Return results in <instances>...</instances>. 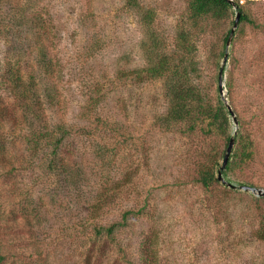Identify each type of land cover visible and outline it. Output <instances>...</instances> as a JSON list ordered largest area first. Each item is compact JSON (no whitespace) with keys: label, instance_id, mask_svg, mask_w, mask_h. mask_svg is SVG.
Masks as SVG:
<instances>
[{"label":"rangeland","instance_id":"rangeland-1","mask_svg":"<svg viewBox=\"0 0 264 264\" xmlns=\"http://www.w3.org/2000/svg\"><path fill=\"white\" fill-rule=\"evenodd\" d=\"M236 1L258 27L236 29L221 97L258 157L227 180L264 188V0ZM190 2L2 0L0 264H139L149 244L153 264H264V198L202 187L198 171L224 141L170 123L165 78L148 72L181 52L185 31L195 49L183 82L216 101L237 9L193 21Z\"/></svg>","mask_w":264,"mask_h":264},{"label":"trees","instance_id":"trees-1","mask_svg":"<svg viewBox=\"0 0 264 264\" xmlns=\"http://www.w3.org/2000/svg\"><path fill=\"white\" fill-rule=\"evenodd\" d=\"M1 2L2 0H0V4ZM128 2L130 4H137V0H128ZM235 6L237 7V11L241 12L240 23L248 21L258 27V23L254 19H252L248 13L243 11L242 5L239 3V1H236L233 4L230 2V0H191L190 18L193 21L198 19H206L208 17H213L221 20L228 17L231 9ZM230 31L231 30H229L225 36V42H227ZM186 41L188 42L187 32H179L177 44L181 52H178L177 54L174 53V55H165L160 59V62L158 61L157 63L153 64L152 69H148V72H154L159 77L165 78V95L169 103L167 109V118L169 119L170 123L187 121L189 123V131L194 130L197 125H200L204 135L211 137L216 136L224 141L226 148L221 151L216 146L211 147L212 152L210 155L212 159H209L210 164L201 166L198 171L197 181L202 185V187L210 190L216 182L221 181L218 177V172L222 166V164H220L219 162V157H222L224 159L226 149L234 133L232 131L233 117L227 104L221 97V91L219 88V76L216 80V91L218 94L215 102H213L212 100H206V98L204 99L203 96L205 95L203 94L202 88L194 81H190L188 83L183 82V77L188 71L189 65V63L186 62V58L189 56V53L193 55L195 49L193 45L187 43ZM182 53H184V55ZM16 78L17 83H19L23 79L19 75H17L16 77L14 76V80ZM227 85L232 88L231 83H227ZM94 98L95 101L98 100L96 99V97ZM97 105L98 104H95V108H97ZM240 122L241 121L239 120V123ZM81 129L82 126L80 130ZM34 134L35 136L38 135L37 133ZM67 134L69 133H67L66 131V133H63L62 135H60V137L55 139L54 142H51V144H54L55 149L64 142ZM235 138V143H239V147L234 152L232 151L229 162L226 165L225 169H223L222 171L223 176L226 179L228 178V173L230 171H233L235 173L237 171H241L244 166L252 163L258 157V151L252 139H250L249 141L245 140L241 123L240 128L235 134ZM53 154L55 155L53 156L52 161L54 159L56 160L57 151L54 150ZM247 184L254 185L251 183ZM101 196V200H103L106 196V193ZM261 198H264V196H261ZM100 209H102V207ZM141 211L142 209L137 212L126 210L122 214V221L114 222L108 226L104 224L96 225V235L100 236L104 234L107 237H112L119 226H123L126 224V222H128L129 216L131 214H137ZM256 234L260 240L264 241V225H261L259 227ZM139 259V264L154 263L155 253L154 249L152 247L150 248V244L149 246H147V249L143 250L140 253Z\"/></svg>","mask_w":264,"mask_h":264},{"label":"water","instance_id":"water-1","mask_svg":"<svg viewBox=\"0 0 264 264\" xmlns=\"http://www.w3.org/2000/svg\"><path fill=\"white\" fill-rule=\"evenodd\" d=\"M230 2L233 4L235 3L234 0H230ZM235 8L237 9L236 6H235ZM240 19H241V12L236 11L234 26L231 29L229 37L227 39L226 50H225V54H224L223 61L221 63V67H220V71H219V88H220L221 92L224 90V86H225V70H226V65H227V61L229 58V48L231 46V42H232L233 37L235 35V31L239 27ZM227 106H228V108L231 112V115L233 117V122L235 123V130H234V133L230 139L229 145L226 149V153H225L224 159L222 161V166L218 172V177L224 184H226L230 188L241 189V190L246 191V192H251L257 196H264V188L257 187L255 185H250V184H236V183H233L231 181H227V179L223 176L222 171H223V169H225V167L228 164L229 159L232 155L233 147L235 145V140H236L235 134L237 133V130H238L237 116L235 115V112L233 111V109L231 108V106L228 103H227Z\"/></svg>","mask_w":264,"mask_h":264}]
</instances>
